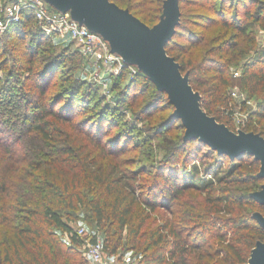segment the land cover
Segmentation results:
<instances>
[{
	"label": "trees",
	"instance_id": "1",
	"mask_svg": "<svg viewBox=\"0 0 264 264\" xmlns=\"http://www.w3.org/2000/svg\"><path fill=\"white\" fill-rule=\"evenodd\" d=\"M110 1L152 27L164 0ZM183 2L210 11L203 14V27L218 25L219 30L208 40L203 34L189 36L188 43L174 46L180 30L187 28ZM179 11V25L165 50L200 94L202 109L235 130L214 114L212 104H226V89L233 84L230 68L241 65L239 83L249 97H259L255 124L248 123L243 131L264 138V47L257 48L249 35L254 25L264 29V0H209L206 5L179 0ZM2 37L17 43L7 52L0 38V70L8 61L6 53L12 55L0 94L10 95L9 101L21 107L22 119L21 132L6 135L0 128V264H88L57 233H66L72 244L82 243L70 226L79 211L95 230L90 242L100 236L104 251L111 255L119 249L132 251L140 257L137 264L247 262L256 242L264 241V229L252 217L258 211H251L264 207L250 197L263 182L257 177L258 161L246 154L230 160L198 139L184 141V128L171 117L167 95L141 72L127 82V68L114 76L112 88L118 97L113 105L105 103L94 84L76 77L80 61L77 52L69 51L72 43L53 52L57 44L39 31L29 13L24 12ZM253 48L251 59L243 61ZM51 85L57 89L47 94ZM146 92L149 97L144 100ZM163 96L172 110L156 130L179 121L180 132L164 138L159 160L145 151L150 146L142 140L140 155H130V149L137 152L139 145L130 147L127 141L133 125L122 121L124 111L138 106L137 111L132 109L136 120H148ZM81 112L86 117L73 121ZM85 120H91L89 130L82 129ZM199 146L205 148L202 153ZM198 154L213 161L199 177V185L197 164L188 173L182 168L180 174L178 168L181 156L183 161L194 160ZM149 158L158 160L150 168ZM225 159L229 165L222 169Z\"/></svg>",
	"mask_w": 264,
	"mask_h": 264
},
{
	"label": "water",
	"instance_id": "2",
	"mask_svg": "<svg viewBox=\"0 0 264 264\" xmlns=\"http://www.w3.org/2000/svg\"><path fill=\"white\" fill-rule=\"evenodd\" d=\"M44 1L57 11L68 12L79 25L100 35L111 53L121 57L124 67H136L157 90L164 92L173 106L171 117L179 119L184 128V141L198 139L230 160L246 154L258 161L257 177L263 182L250 197L264 206V138L254 132L231 131L208 115L187 74H182L179 64L166 53L165 46L179 25V0H164L159 20L152 27L110 0ZM252 217L264 229V215L254 212ZM244 264H264V241L256 242Z\"/></svg>",
	"mask_w": 264,
	"mask_h": 264
},
{
	"label": "rangeland",
	"instance_id": "3",
	"mask_svg": "<svg viewBox=\"0 0 264 264\" xmlns=\"http://www.w3.org/2000/svg\"><path fill=\"white\" fill-rule=\"evenodd\" d=\"M9 1V0H6ZM44 1V0H43ZM139 1V0H138ZM209 0H199V2L202 5H206V3ZM47 7H50L51 9L55 10L48 2L44 1ZM254 9V8H253ZM181 11L183 13L182 16V21L185 23L187 28L181 29L180 34L177 35L175 39V44L174 46L179 45H185V43L189 42V36L191 39L194 37H197L198 35L202 36L208 40L209 37H212L218 30L219 26H212L208 28H204L203 24L206 23V21L202 20L203 14L208 15L211 14L210 11H206L203 6H197L194 2L193 4L183 2L181 4ZM202 14V15H200ZM241 14V13H239ZM215 18V15L212 16ZM205 29V30H204ZM194 33H198L197 35H194ZM249 35H252L256 41V47L261 48L264 47V29L260 28L259 25H254L250 30H249ZM1 39L4 37L0 36ZM5 44H6V51L8 52L11 45H15L17 42L15 39H5ZM63 42V43H60ZM53 43L57 44L52 48L53 52H59L62 49L63 45H66L67 41H60L57 39H53ZM71 43V42H70ZM63 44V45H61ZM201 47V46H200ZM199 47V48H200ZM256 48V49H257ZM197 51L198 49H194ZM14 51V50H13ZM69 51H75L79 55V61H80V67H78L77 70H75V75L76 77L84 81L85 83H92L94 86H96L97 90V95L102 96V99L105 100V103H109L110 105L114 104V101L116 100L117 96V91L112 88V81L114 76H106L102 73V68L100 71H96L93 69V67L89 64L87 58L80 52L79 48L75 47V45L72 43L70 46ZM174 53V52H172ZM190 53V50L186 52V56ZM255 53V48L252 50L247 51V55L243 58V61L245 60H250L251 57ZM78 55L76 57H78ZM6 57L8 58V61L5 63V66L2 70H0V82L1 84H4L8 69L11 65V58L12 55L9 53H6ZM241 65H238L236 67L231 66L230 72L231 78L233 79V84L226 89V94L224 99L226 100V104H221L219 101L215 102L212 104V108L214 109L213 112L215 115L219 116V118L223 122H227L228 124L231 125V127L236 131H243L246 126H248L251 122V126L253 127L255 124V117L254 113L257 107V103L259 100V97L257 98L256 96L249 97L246 90L241 86V84L238 81V77L241 74L240 71ZM129 72L130 69H127L126 71V79L125 82L130 81L131 78L129 77ZM97 73V74H95ZM138 73L136 69V73L133 75V77ZM94 75H96V80H94ZM8 76V75H7ZM100 77V79H99ZM23 79V78H22ZM0 84V85H1ZM57 87L54 85H51L48 87L46 93L47 94H53L56 91ZM204 89V87H203ZM151 91V90H149ZM153 93V92H152ZM149 97V92H146L145 95L143 96V99H147ZM10 95L5 94L1 95L0 94V128L5 131V134L7 133H17L21 132V115L22 113L20 112L21 108L19 106L15 107L13 103L9 101ZM143 100V101H144ZM138 106L132 107L131 110H136L137 111ZM125 110L124 111V119L122 121H126L128 123H131L133 126L129 129L126 138L127 141L131 142V146H136V144H141L142 141H147L148 145L150 146L147 149L145 148V151L148 152L152 157L159 158L163 155L162 151V146H163V140L164 138H169L171 134L174 133H179L180 132V123L179 121H173L166 126L162 128L161 131L156 130V125L159 124L160 121H162L172 110V108L167 105L166 103V97L163 96L161 100L153 106L151 109L152 115L150 118L147 120H143L138 122L136 120V116L133 114V110ZM83 114L76 116V118L73 120L75 122L80 121L81 119L86 117V114L84 112H81ZM91 120H85L82 122V129L89 130V125ZM123 123V122H122ZM249 123V124H248ZM155 125V126H154ZM154 126V127H153ZM259 129H262V127H259ZM108 129L105 130V133ZM109 135L115 134V130H108ZM184 131V130H183ZM105 139V138H104ZM126 141V142H127ZM123 143V142H122ZM31 143L28 144V148L31 147ZM123 145V144H122ZM143 146L139 145L137 152H133L132 148L130 149V155H136L139 156L140 153L142 152ZM205 148L202 146H199L198 151L202 153ZM156 160L154 161H158ZM153 161V162H154ZM178 168L180 174L182 173L181 169L185 170L188 173V170L192 168L193 163L198 165V170L199 173L195 177L196 183L199 185V177L203 175V171L207 167L209 163H213L212 159H205L203 160L201 156L198 154V157L194 160L187 159L183 161V156L180 157L178 160ZM150 158L146 160V165L148 168H150L151 163H153ZM229 165L228 159H225L224 162H221V167L222 169H226ZM137 164L135 165V167ZM209 177V176H207ZM169 185V184H168ZM260 189V188H259ZM258 189V190H259ZM256 190V191H258ZM251 211H258L261 214L264 215V207H252ZM84 212L79 211L76 213V218L74 221L70 222V226L73 228V230H76L78 227L83 226L86 229V236L82 237L83 242L80 244H72L69 236L61 231H58V235L64 240V242L67 245H70L73 247V249L78 253L79 256L85 258L86 257V241L89 240L91 234L95 231L92 227L91 224L86 222L84 220ZM102 241L103 238L101 237ZM105 253V260L107 263H114V264H137L139 261V256L134 255L132 251H123V249H119L116 254L111 255L108 254L106 251ZM122 253V254H121ZM119 255H122L121 261H118Z\"/></svg>",
	"mask_w": 264,
	"mask_h": 264
},
{
	"label": "built area",
	"instance_id": "4",
	"mask_svg": "<svg viewBox=\"0 0 264 264\" xmlns=\"http://www.w3.org/2000/svg\"><path fill=\"white\" fill-rule=\"evenodd\" d=\"M24 12L35 19L39 31L47 37L71 42L79 48L95 72L102 68L104 75L117 76L127 68L130 69L131 79L136 73V67H124L121 57L111 53L109 44L100 35L79 25L68 12L63 13L47 7L43 0H0V36L11 25L18 23ZM93 77L96 80V75ZM96 81L99 82L98 79ZM75 232L80 238L87 234L83 226L78 227ZM85 245L87 249L85 258L88 264H114L106 262L100 236H97L94 242L86 241Z\"/></svg>",
	"mask_w": 264,
	"mask_h": 264
}]
</instances>
